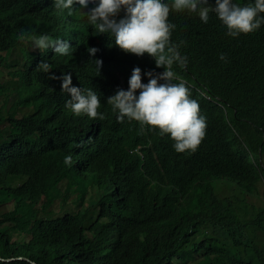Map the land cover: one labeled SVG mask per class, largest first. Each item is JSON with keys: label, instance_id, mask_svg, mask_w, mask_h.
Returning <instances> with one entry per match:
<instances>
[{"label": "trees", "instance_id": "obj_1", "mask_svg": "<svg viewBox=\"0 0 264 264\" xmlns=\"http://www.w3.org/2000/svg\"><path fill=\"white\" fill-rule=\"evenodd\" d=\"M32 12L24 0H0V64L13 69L16 82L0 86V264H264V243L244 219L243 205L232 211L226 197L216 196L234 182L210 178L224 166L227 176L241 177L238 183L264 180V24L232 37L215 12L207 23L187 10L170 12L173 32H190L177 46L187 68L174 63L172 70L196 87L186 85L207 117L210 142L223 144L209 143L191 158L182 156L190 151L177 153L171 139L137 152V140L120 135L124 123L117 125L106 102L120 87L88 69L86 46L74 40L81 28L42 27ZM41 35L67 41L68 54H35L25 41ZM41 62L51 65L49 73L37 70ZM136 67L145 84V73H162L155 61L124 65L121 89H128ZM68 73L74 84L87 81L84 86L96 89L104 119L78 117L65 107L70 97L50 77ZM163 171L171 173L165 185L156 180ZM66 181L75 209L53 217V206L67 201ZM185 181L199 184V193ZM208 191L212 196L204 198ZM10 203L11 211L2 209Z\"/></svg>", "mask_w": 264, "mask_h": 264}, {"label": "clouds", "instance_id": "obj_2", "mask_svg": "<svg viewBox=\"0 0 264 264\" xmlns=\"http://www.w3.org/2000/svg\"><path fill=\"white\" fill-rule=\"evenodd\" d=\"M24 3L27 10H33L32 14L37 15L42 27L58 26L65 30L81 28L80 33L74 34L77 36L74 40L86 46L88 69L105 73L106 85L120 87L106 102L117 114V125L124 123L120 135L127 141L133 138L137 140V152L141 153L143 148L146 150L156 144H161L162 147L165 140L170 142L171 139L177 153L190 151L191 155L186 153L187 155L182 156L196 158L194 155L209 143L223 145L210 142L211 137L205 123L207 117L199 113V104L190 98L186 85L192 89L196 87L181 79L172 70L174 63L183 65L187 61L177 46L184 40L185 34L190 32H185L184 28L173 32L175 25L169 23L168 18L172 11L187 10L197 13L199 22L207 23L209 13L215 12L227 28V34L237 37L240 34H250L264 24V15H261L264 14V0H254V3L246 6L235 4L232 0H215L214 7L209 6V0H170V3L164 0H24ZM49 36L32 37V41L25 43L37 55L43 54L47 49L56 54L67 55L69 43ZM24 38L21 36V39ZM1 57L0 54V61ZM16 59V55L11 58L14 62ZM220 59L225 60L224 54L220 55ZM141 61L145 64L155 61V66L161 68L162 73H145L149 78L145 84L142 83L141 69L136 67L128 80V89H121L122 81H118L117 77H120L122 67L126 65L128 70ZM0 66L9 74L13 70L4 64ZM184 66L187 68L186 63ZM37 70L49 73L51 65L41 62ZM50 79L62 81L61 92L70 97L65 107L72 114L78 117L86 115L90 119H104L98 112L101 103L96 95L98 92L95 88L84 86L87 81L76 85L71 73L59 78L51 76ZM104 91L106 90L100 93ZM198 91L204 96L200 89ZM235 152L238 153L239 150ZM237 156L247 161L246 155H235ZM70 160L71 157H66V162ZM156 162L161 165L160 159ZM238 166L236 164L234 168ZM218 170L220 173L214 172L211 180L217 184L232 180L234 185L225 187L222 194L216 192V196L224 202V197L228 199V205L225 204L229 210L234 211L236 206L242 209L243 205L244 219L253 224L259 243H264L263 178L257 183H238L241 177L227 176L228 169L224 166ZM170 174L165 171L157 173L156 180L165 185ZM184 186L195 195L199 193V184L185 181ZM210 196L212 194L208 191L203 197ZM209 205L215 211L211 202Z\"/></svg>", "mask_w": 264, "mask_h": 264}, {"label": "rangeland", "instance_id": "obj_3", "mask_svg": "<svg viewBox=\"0 0 264 264\" xmlns=\"http://www.w3.org/2000/svg\"><path fill=\"white\" fill-rule=\"evenodd\" d=\"M13 83H16V82H14L11 79V76L8 73V71L4 67L0 66V86L10 87L13 85ZM9 94L11 95V92H9ZM12 96H13V92H12ZM16 184L20 185V184H22V181L21 182L18 181ZM66 184H67V181L61 185V188L65 191V197L67 198V201L65 204L62 201V202L56 203L53 206V208L51 209V211H52L51 216H53V217L60 216V214L62 215L66 212L67 213L72 212L75 209L74 208L75 205L73 203L76 201V196L71 195L70 191L69 192L66 191L67 190ZM13 206H14V204L10 203V204L6 205L5 207H2V209L11 211L13 209ZM62 206H63V208H62ZM86 207L87 206H85V209H86ZM44 215L49 216L48 213H45ZM25 241H27L29 243H33L31 236L26 237Z\"/></svg>", "mask_w": 264, "mask_h": 264}, {"label": "water", "instance_id": "obj_4", "mask_svg": "<svg viewBox=\"0 0 264 264\" xmlns=\"http://www.w3.org/2000/svg\"><path fill=\"white\" fill-rule=\"evenodd\" d=\"M12 261V260H11Z\"/></svg>", "mask_w": 264, "mask_h": 264}]
</instances>
